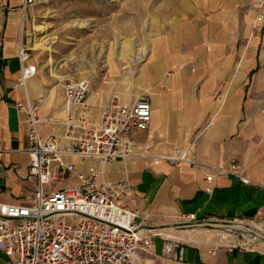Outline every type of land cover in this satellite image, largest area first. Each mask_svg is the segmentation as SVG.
Segmentation results:
<instances>
[{
	"label": "crops",
	"instance_id": "crops-1",
	"mask_svg": "<svg viewBox=\"0 0 264 264\" xmlns=\"http://www.w3.org/2000/svg\"><path fill=\"white\" fill-rule=\"evenodd\" d=\"M257 1L173 0L164 18L147 26V55L134 80L110 64L111 88L122 101L145 95L151 104L148 129L133 135L131 156L106 162L65 156L97 183L127 180L118 203L136 211L141 225L161 228L136 264H264V240L229 248L230 234L206 227L233 220L264 228V3L258 8ZM21 17L8 14L0 33V202L22 203L36 187L28 177L25 108L35 106L46 120L38 124L44 137L60 134L65 117L61 75L41 73L31 56L17 57ZM22 65L36 67L24 81ZM109 93H87L91 121ZM189 144L193 162L165 159L174 146ZM232 161L248 182L229 173ZM76 181L63 171L53 188ZM165 238L184 244L181 257L164 252ZM0 264H9L1 251Z\"/></svg>",
	"mask_w": 264,
	"mask_h": 264
},
{
	"label": "built area",
	"instance_id": "built-area-1",
	"mask_svg": "<svg viewBox=\"0 0 264 264\" xmlns=\"http://www.w3.org/2000/svg\"><path fill=\"white\" fill-rule=\"evenodd\" d=\"M264 0H258V8ZM256 12V22L260 18ZM28 49L18 46L17 57L29 58ZM36 72L35 65H22L21 80ZM65 100L62 132L42 136L35 106L28 105L25 124L29 155L28 177L35 178L36 187L22 203L0 202V251L9 264H136L140 252H146L153 239L162 234L161 228H149L136 220V211L118 203L129 189L125 179L97 183L92 174L77 172L65 156L94 157L102 162L131 156L133 135L148 129L151 104L141 95L132 102L111 96L97 121H91L86 96L88 80L66 77L60 80ZM19 109L23 104L16 102ZM192 144L174 146L165 157L170 163L183 160L193 162ZM74 173L76 183L53 188L60 173ZM229 173L248 182L238 174V164L231 162ZM206 175V180H211ZM211 192V188H206ZM190 219L193 215L189 214ZM259 234L250 240L229 242L235 246L252 248ZM185 246L179 240L165 238L164 252L174 258L183 255Z\"/></svg>",
	"mask_w": 264,
	"mask_h": 264
},
{
	"label": "rangeland",
	"instance_id": "rangeland-1",
	"mask_svg": "<svg viewBox=\"0 0 264 264\" xmlns=\"http://www.w3.org/2000/svg\"><path fill=\"white\" fill-rule=\"evenodd\" d=\"M172 2L0 0V33L8 14H21L22 44L41 73L59 74L61 80L71 76L86 78L88 95L98 90L100 94L110 92L111 98L117 93L113 91L110 64L118 66L120 76L127 75L132 82L147 55V26L157 18H164ZM209 223L206 227L222 230L230 234L229 238L238 237L241 243L249 241L250 234L255 233L264 240V228L254 222Z\"/></svg>",
	"mask_w": 264,
	"mask_h": 264
},
{
	"label": "bare ground",
	"instance_id": "bare-ground-1",
	"mask_svg": "<svg viewBox=\"0 0 264 264\" xmlns=\"http://www.w3.org/2000/svg\"><path fill=\"white\" fill-rule=\"evenodd\" d=\"M218 223V222H217ZM162 232V231H161ZM164 233V232H163Z\"/></svg>",
	"mask_w": 264,
	"mask_h": 264
}]
</instances>
